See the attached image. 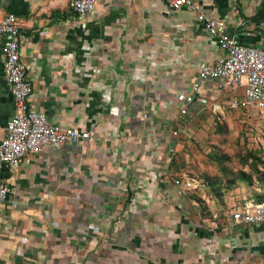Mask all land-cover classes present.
I'll return each instance as SVG.
<instances>
[{"label":"crops","instance_id":"obj_1","mask_svg":"<svg viewBox=\"0 0 264 264\" xmlns=\"http://www.w3.org/2000/svg\"><path fill=\"white\" fill-rule=\"evenodd\" d=\"M195 1L264 50V0ZM70 2L0 0V18L14 13L29 37L31 105L93 135L43 146L1 174L11 191L0 205V264H264V223L189 222L172 183L181 118L230 110L231 92L208 81L180 115L197 64L222 54L215 39L168 0H95L81 18ZM1 44L0 141L15 111Z\"/></svg>","mask_w":264,"mask_h":264},{"label":"built area","instance_id":"obj_2","mask_svg":"<svg viewBox=\"0 0 264 264\" xmlns=\"http://www.w3.org/2000/svg\"><path fill=\"white\" fill-rule=\"evenodd\" d=\"M170 10L186 9L192 12L207 33L213 37L222 50L213 62L197 64V76L190 91L183 95L184 105L180 115L187 112V105L194 101L205 82L216 84L219 91H230L228 107L230 110L255 109L264 111V50L241 43L235 35L226 31V22L207 14L202 5L195 0H168ZM73 12L78 18L93 11L95 0H71ZM1 51L4 57L3 73L13 95L15 111L5 124V135L0 141V205L11 189L1 174L18 166L28 154L37 153L41 147L57 148L64 143L77 144L93 139L88 130L74 126L52 123L41 109L31 105L33 85L26 75L21 58L23 46L29 37L14 13H6L0 18ZM242 87L239 95L235 91ZM213 110L220 111L214 104ZM180 128L173 129L171 135L178 136ZM175 194L185 195L193 188V180L175 176L172 179ZM232 224L244 223L259 225L264 223V194L259 199L245 200L229 213Z\"/></svg>","mask_w":264,"mask_h":264},{"label":"rangeland","instance_id":"obj_3","mask_svg":"<svg viewBox=\"0 0 264 264\" xmlns=\"http://www.w3.org/2000/svg\"><path fill=\"white\" fill-rule=\"evenodd\" d=\"M179 128L168 163L173 175L193 180L180 206L189 222L211 224L237 201L264 194V111L205 107Z\"/></svg>","mask_w":264,"mask_h":264},{"label":"trees","instance_id":"obj_4","mask_svg":"<svg viewBox=\"0 0 264 264\" xmlns=\"http://www.w3.org/2000/svg\"><path fill=\"white\" fill-rule=\"evenodd\" d=\"M262 196V195H261ZM261 196L260 197H258V198H256V199H259V198H261Z\"/></svg>","mask_w":264,"mask_h":264}]
</instances>
